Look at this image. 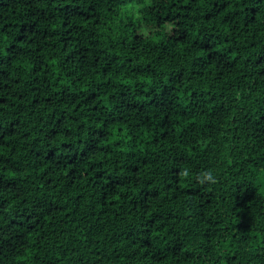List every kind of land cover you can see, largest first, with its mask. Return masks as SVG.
Returning <instances> with one entry per match:
<instances>
[{
  "label": "trees",
  "instance_id": "trees-1",
  "mask_svg": "<svg viewBox=\"0 0 264 264\" xmlns=\"http://www.w3.org/2000/svg\"><path fill=\"white\" fill-rule=\"evenodd\" d=\"M0 264H264V0H0Z\"/></svg>",
  "mask_w": 264,
  "mask_h": 264
},
{
  "label": "clouds",
  "instance_id": "clouds-1",
  "mask_svg": "<svg viewBox=\"0 0 264 264\" xmlns=\"http://www.w3.org/2000/svg\"><path fill=\"white\" fill-rule=\"evenodd\" d=\"M181 175L183 177H188L189 176V171L187 169L183 170ZM198 180H199V183L200 184H205L206 182L207 183H215V177L213 176V174L208 171V172H204V173H201L200 176L198 177Z\"/></svg>",
  "mask_w": 264,
  "mask_h": 264
}]
</instances>
